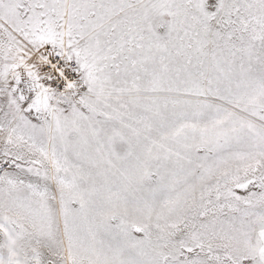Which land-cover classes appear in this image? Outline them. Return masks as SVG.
Here are the masks:
<instances>
[{"label":"snow or ice","instance_id":"1","mask_svg":"<svg viewBox=\"0 0 264 264\" xmlns=\"http://www.w3.org/2000/svg\"><path fill=\"white\" fill-rule=\"evenodd\" d=\"M0 264H264V0H0Z\"/></svg>","mask_w":264,"mask_h":264}]
</instances>
